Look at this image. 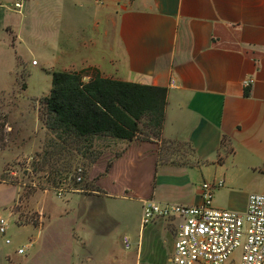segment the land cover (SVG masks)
<instances>
[{"label":"crops","instance_id":"0c3cea01","mask_svg":"<svg viewBox=\"0 0 264 264\" xmlns=\"http://www.w3.org/2000/svg\"><path fill=\"white\" fill-rule=\"evenodd\" d=\"M51 1L0 0V48L23 39L16 15ZM93 1L100 5L92 22L99 38L89 44L97 49L80 68L62 71L94 68L103 78L166 88L160 135L105 136L104 162L96 159L88 168L89 195L72 193L86 198L66 243L71 255L62 252L55 263L42 246L23 255L0 245V264H172L175 220L154 218L141 226L142 200L197 205L201 184L215 171L223 181L215 207L244 211L250 194L237 201L227 187L239 179L253 180L254 194L264 193V0ZM63 38L44 33L41 44L58 47L69 41ZM248 78L244 96L241 82ZM120 227L129 248L133 243L130 252L121 239V252L113 248Z\"/></svg>","mask_w":264,"mask_h":264},{"label":"rangeland","instance_id":"374dc122","mask_svg":"<svg viewBox=\"0 0 264 264\" xmlns=\"http://www.w3.org/2000/svg\"><path fill=\"white\" fill-rule=\"evenodd\" d=\"M87 1L53 0L32 13L16 15L17 24L21 20L23 39L9 48H0V217L6 221L0 245L11 250L23 248V255H31L42 246L51 261L56 259L55 263L62 252L72 254L71 244L66 243H71V234L86 198L72 193L89 195L87 191L93 188V182L88 179L89 165L96 159L104 162L100 156L108 145L105 136H98L81 144V148L71 145L64 149L44 127L43 97L50 89L51 72L62 71L69 65L78 69L82 59L89 58L90 52L97 49L90 46L89 40L99 38L92 22L98 17L93 9L100 5ZM44 33L49 36L60 33L69 41H61L58 47L56 42L45 47L41 44ZM8 55L10 59H6ZM65 168L69 170L66 178ZM55 172L61 174L59 180ZM216 178L222 180L218 171L206 181L211 183ZM227 187L240 201L244 195L254 194L256 185L251 179H239ZM218 189L213 190V203L218 198ZM27 221L36 222V226L21 224ZM123 231L121 227L116 228L111 237L115 252L122 250ZM58 232L63 239L58 238ZM4 238L10 243H4ZM132 248L130 241L128 252Z\"/></svg>","mask_w":264,"mask_h":264},{"label":"trees","instance_id":"16d2710c","mask_svg":"<svg viewBox=\"0 0 264 264\" xmlns=\"http://www.w3.org/2000/svg\"><path fill=\"white\" fill-rule=\"evenodd\" d=\"M89 71H93L92 76L84 82ZM248 93L245 88L243 95ZM166 95L164 87L103 78L94 68L52 71L49 92L43 97L44 127L64 149L71 145L81 148L98 136L126 141L157 138L164 121ZM68 171L63 169L64 178ZM55 173L59 180L61 174ZM30 223L36 226L33 221L21 224Z\"/></svg>","mask_w":264,"mask_h":264},{"label":"built area","instance_id":"2783aa9c","mask_svg":"<svg viewBox=\"0 0 264 264\" xmlns=\"http://www.w3.org/2000/svg\"><path fill=\"white\" fill-rule=\"evenodd\" d=\"M12 6L18 9L21 4ZM251 82L248 78L241 84L248 88ZM222 186L220 179L203 182L197 205L142 200L141 226L154 218L175 220L172 264H264V193L250 194L242 212L214 208L213 190ZM5 230L6 221L0 217V234L4 235ZM4 242L10 243L8 238ZM121 242L125 249L129 248L127 236ZM23 252V248L17 249L18 254Z\"/></svg>","mask_w":264,"mask_h":264}]
</instances>
